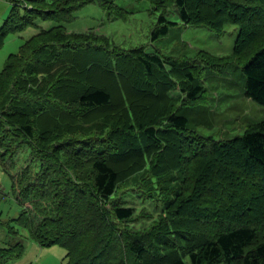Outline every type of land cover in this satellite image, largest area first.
I'll return each instance as SVG.
<instances>
[{"label":"trees","instance_id":"trees-1","mask_svg":"<svg viewBox=\"0 0 264 264\" xmlns=\"http://www.w3.org/2000/svg\"><path fill=\"white\" fill-rule=\"evenodd\" d=\"M148 1L160 13L154 39L174 24L166 18L169 9L183 24L218 34L235 26L231 57L242 62L244 95L264 106V0ZM7 2L0 48L9 34L34 26L36 19L67 23L89 4L113 19L125 15L113 0ZM199 56L179 60L141 48L123 50L105 36L69 33L61 24L40 29L8 55L0 71V164L5 168L27 146L40 165L33 183L24 169L18 190L12 184L22 206L16 225L40 247H63L67 264H264V214L255 212L258 219L253 213L258 203L264 206V119L229 140L190 130L179 110L205 98ZM69 154L83 165L64 161ZM137 175L145 186L161 187L169 215L161 219L164 232H153L147 247L140 237L129 240L115 232V220L127 222L133 208H105L118 185ZM198 200L210 202L203 208L208 217L188 222L182 209H194ZM205 222L221 224L200 244L194 233ZM87 238L91 249H81ZM24 250L21 241L0 247V264L20 259Z\"/></svg>","mask_w":264,"mask_h":264},{"label":"rangeland","instance_id":"rangeland-1","mask_svg":"<svg viewBox=\"0 0 264 264\" xmlns=\"http://www.w3.org/2000/svg\"><path fill=\"white\" fill-rule=\"evenodd\" d=\"M113 1L115 7L125 11L124 17L113 19L112 15H109L99 5L89 4L76 10L70 22L57 23L36 19L34 26L9 34L0 48V71L3 69L7 56L18 53L19 47L24 41L38 33L40 29H48L61 24L69 33L91 31L96 35L105 36L113 46L123 50L141 48L147 53H156L162 57L179 60H196L200 55L201 60L199 59L198 62L203 67L200 79L206 89L205 98L202 102H198L199 106L196 104L194 107L188 106L185 107L186 109L179 110L180 114H184L188 118V128L197 133L199 137L212 138L216 141L233 139L243 135L249 124L264 119V106L258 105L244 95L245 79L241 69L242 62L231 57L237 34L235 26L227 25L223 32L218 34L205 26L183 24L174 13L175 10L169 9L166 18L174 24L169 26L167 34L154 39L152 32L160 13L154 11L148 0ZM9 12L10 4L6 0H0V27L7 19ZM208 60L209 62H207ZM131 76L134 77L135 73H131ZM110 90L112 91V88ZM178 93V91H173L170 95L176 97ZM118 98L114 94L115 102H118ZM16 151L14 160L6 161L5 168L0 164V247L21 241L25 250L20 259L9 261L7 264L15 262L21 264H67L66 250L63 247L57 245L47 248L40 247L24 229L13 221L18 217L22 206L18 202L17 192L12 190V184L14 183L18 190L17 180L24 169H29L31 178L28 179V183H33L36 172L40 169L39 162L32 158L27 146ZM62 158L64 161H72V167L78 166V162L81 163L80 160L72 159L71 154L63 155ZM81 165L83 164L81 163ZM69 173H72L73 178H76L73 170H70ZM139 177L137 175L119 184L111 200L105 204V208L111 209L115 205L133 208L134 214L127 222L115 220V232L119 237L124 234L129 240L140 237L147 247L153 239V232L157 233L160 230L161 233L164 232L163 230L166 228L164 226L161 229V219H169V215L166 212V197L162 196L161 187H158L156 182L152 187L145 186L142 184V177L141 179ZM84 180L86 181V179ZM201 194L204 198L207 196L205 193ZM210 199L209 197L208 201L216 202ZM200 201L202 200L195 202L194 209H182V217L186 218L188 222H192L193 217H200V220H205L208 217V212L203 208H209L207 204L210 202L207 201L208 203H204V206ZM24 207L31 209L28 202L24 203ZM256 207H259L261 211H257V208L253 213L260 219V213L264 214V206L258 203ZM260 221L263 223L264 219L261 218ZM220 224V222L200 224V227L197 228L198 231L194 233L196 234L195 239L201 244L205 237L209 238L214 235L215 231H218ZM8 225L14 227L17 233L11 234ZM260 230L264 232V224ZM92 232H89L88 237L93 238L95 234L92 235ZM114 241L115 247L120 248L116 236ZM119 241L123 246V240L119 239ZM91 243L92 240L87 238L79 246L81 249L87 250L91 249ZM183 259L186 263L189 262L186 256H183Z\"/></svg>","mask_w":264,"mask_h":264},{"label":"bare ground","instance_id":"bare-ground-1","mask_svg":"<svg viewBox=\"0 0 264 264\" xmlns=\"http://www.w3.org/2000/svg\"><path fill=\"white\" fill-rule=\"evenodd\" d=\"M13 203V202H12ZM22 212V211H21ZM220 213V212H219ZM21 214V213H20ZM19 217H20V215H19ZM18 219V218H17ZM20 219V218H19ZM230 219V218H229ZM20 221V220H19ZM10 222H11V220H10ZM12 234H13V232H12Z\"/></svg>","mask_w":264,"mask_h":264},{"label":"crops","instance_id":"crops-1","mask_svg":"<svg viewBox=\"0 0 264 264\" xmlns=\"http://www.w3.org/2000/svg\"><path fill=\"white\" fill-rule=\"evenodd\" d=\"M7 1V0H6ZM15 261V260H14ZM13 264H21V263H18V262H15V263H13Z\"/></svg>","mask_w":264,"mask_h":264}]
</instances>
